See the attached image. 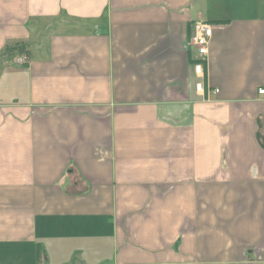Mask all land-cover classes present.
<instances>
[{"label": "crops", "instance_id": "obj_1", "mask_svg": "<svg viewBox=\"0 0 264 264\" xmlns=\"http://www.w3.org/2000/svg\"><path fill=\"white\" fill-rule=\"evenodd\" d=\"M261 88L264 0H0V264H264Z\"/></svg>", "mask_w": 264, "mask_h": 264}, {"label": "built area", "instance_id": "obj_2", "mask_svg": "<svg viewBox=\"0 0 264 264\" xmlns=\"http://www.w3.org/2000/svg\"><path fill=\"white\" fill-rule=\"evenodd\" d=\"M214 26L209 22H196L193 25V33L190 37V43L196 50L197 58L195 65V72L200 78L205 76V65L207 57L209 55L210 43L213 37ZM18 62L21 65L27 63V57H19ZM203 87V83H198L197 88L200 90ZM219 91L217 90L216 93ZM259 95L264 102V88L259 89Z\"/></svg>", "mask_w": 264, "mask_h": 264}, {"label": "trees", "instance_id": "obj_3", "mask_svg": "<svg viewBox=\"0 0 264 264\" xmlns=\"http://www.w3.org/2000/svg\"><path fill=\"white\" fill-rule=\"evenodd\" d=\"M17 48H18V49H17ZM17 48H16V47H15V48H14V47H6V49H5V52H6V53H5V54H6V55L12 54V53H14L15 50H19L21 53L24 52L23 47H20V46H19V47H17ZM19 48H20V49H19Z\"/></svg>", "mask_w": 264, "mask_h": 264}]
</instances>
